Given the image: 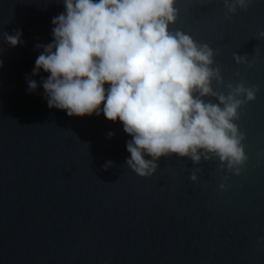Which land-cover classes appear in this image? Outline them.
I'll use <instances>...</instances> for the list:
<instances>
[{
    "label": "water",
    "instance_id": "obj_1",
    "mask_svg": "<svg viewBox=\"0 0 264 264\" xmlns=\"http://www.w3.org/2000/svg\"><path fill=\"white\" fill-rule=\"evenodd\" d=\"M175 7L170 30L216 52L223 84L213 90H257L234 121L248 157L239 176L218 158L195 165L177 156L138 176L125 163L122 123L50 109L41 85L49 73L32 75L63 0H0V264H264V0L235 14L225 0ZM17 30L23 43L11 47L2 33Z\"/></svg>",
    "mask_w": 264,
    "mask_h": 264
},
{
    "label": "clouds",
    "instance_id": "obj_2",
    "mask_svg": "<svg viewBox=\"0 0 264 264\" xmlns=\"http://www.w3.org/2000/svg\"><path fill=\"white\" fill-rule=\"evenodd\" d=\"M250 3L225 0V7L235 14ZM63 4L65 11L52 19V42L36 45L43 51L32 72L49 73L41 85L50 109L64 110L69 117L102 112L107 120L122 123L131 137L125 163L142 178L153 176L157 161L171 156L188 158L195 165L202 157L205 162L218 158L221 168L226 165L229 172L241 174L248 157L245 136L234 121L238 110L256 99L257 90L243 83L228 84L227 95L213 90V81L223 84L220 68L213 67L216 52L183 31L170 30L178 16L176 0ZM2 35L11 47L23 43L20 30ZM259 37L264 38V31ZM233 59L249 64L247 56L235 53ZM37 87L34 79L28 80L30 93ZM113 163L106 162L105 170ZM198 171L190 176L193 182Z\"/></svg>",
    "mask_w": 264,
    "mask_h": 264
}]
</instances>
